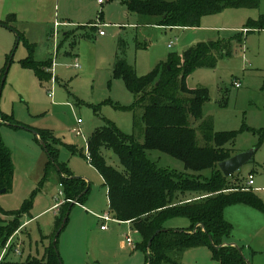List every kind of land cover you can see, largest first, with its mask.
<instances>
[{"label": "rangeland", "instance_id": "1", "mask_svg": "<svg viewBox=\"0 0 264 264\" xmlns=\"http://www.w3.org/2000/svg\"><path fill=\"white\" fill-rule=\"evenodd\" d=\"M263 14L261 0L257 9L226 8L203 16L199 27L183 29L146 25L139 17L151 21L154 17L130 11L123 0L103 4L97 0H0V74L7 71L0 110L21 125L3 124L0 130L15 167L12 189L0 193V227L13 220V215L3 211L22 210L31 203L20 213L23 226L9 237L12 242L5 258L14 262L43 258L63 214L65 197L58 169L49 170L42 182L48 156L35 132L49 130L59 148V161L90 184L88 195L72 207L59 236L64 264H145L144 251L136 247L141 238L132 225L111 220L108 231L101 230L104 223L99 216L110 211L108 191L87 158L88 139L97 128L112 123L125 134L134 132V113L129 109L134 95L123 79L113 77L119 41H126V58L142 76L163 67L173 53L182 55L199 42L228 40L240 32L243 42H233L230 55L221 57L213 67L197 68L186 84L208 89L205 117L211 118L215 132L238 131L235 141L226 144L235 152L246 151L256 149L260 140L252 129L264 127V30L244 32L238 27L249 17L259 19ZM100 21L106 24L101 27L104 36L95 26ZM7 22L11 28L4 26ZM55 29L59 33L54 40ZM50 59H55V79L52 75L41 78L32 66ZM194 124L197 127L199 122ZM79 127L78 135L74 129ZM198 137L204 144L200 132ZM103 154L110 165L122 168L112 150L103 149ZM149 157L162 168L186 171L181 160L166 153L153 150ZM254 157L260 165L254 168L255 163H247L231 180L246 186L248 175L255 172L254 192L264 200V141ZM225 218L233 226L226 242L242 247L250 264H264V212L233 204L226 207ZM165 225L183 229L191 222L178 216ZM128 235L135 245L127 242ZM4 243L0 242V255ZM16 247L20 254L15 253ZM175 259L182 264H220L209 246L186 249L175 254Z\"/></svg>", "mask_w": 264, "mask_h": 264}, {"label": "trees", "instance_id": "2", "mask_svg": "<svg viewBox=\"0 0 264 264\" xmlns=\"http://www.w3.org/2000/svg\"><path fill=\"white\" fill-rule=\"evenodd\" d=\"M123 1L130 11L154 17L155 24L162 27H198L205 15L226 8L257 9L261 4V0ZM245 25L252 30L264 29V14L259 19L248 20ZM4 26L11 28L8 22ZM243 39L238 33L228 40L199 42L182 55L171 54L167 64L142 76L126 58V41L123 38L119 41L113 77L123 79L134 95V102L129 107L134 113V132L125 134L112 123L97 128L88 139L89 162L107 187L109 213L119 222H130L139 233L141 239L136 247L144 251L145 264H182L175 259V254L200 246H209L213 258L220 264H249L242 247L226 242L233 226L225 218V209L233 204H246L264 212V200L254 191L245 190L243 183L232 181L235 174L230 177L223 174L220 162L235 152L226 143L234 142L238 131L215 132L211 118L204 115L205 104L210 100L208 89L189 88L186 84L191 72L200 67L215 66L221 57L230 55L233 42H243ZM62 45L60 42L57 48ZM54 60L34 63L32 67L41 78L52 75L46 68H51ZM5 75L6 69L0 74V92ZM195 122H199L197 127ZM3 124L21 126L0 110V130ZM252 131L260 138L258 150L264 141V127ZM199 132L204 144L199 142ZM37 133L46 144L44 149L48 156L42 182L49 170L58 169L65 197L63 214L43 258L29 257L25 262H14L5 256L0 264H64L59 252V236L68 222L67 219L62 226L64 218L76 203L85 200L90 190L86 179L75 177L67 164L59 161L53 132L42 130ZM103 149L112 150L118 156L121 169L108 163ZM153 150L181 160L186 171L160 167L149 157V151ZM207 170L210 174L204 175ZM14 176L12 153L0 131V190L10 191ZM26 204L22 210L3 211L14 217L5 228L0 227V242H5L4 247L21 226L20 213L31 206V203ZM178 216L188 218L191 225L183 229L165 225L169 219ZM158 230L160 232L156 234Z\"/></svg>", "mask_w": 264, "mask_h": 264}, {"label": "built area", "instance_id": "3", "mask_svg": "<svg viewBox=\"0 0 264 264\" xmlns=\"http://www.w3.org/2000/svg\"><path fill=\"white\" fill-rule=\"evenodd\" d=\"M97 1H98V3H100V4H103L106 0H97ZM59 25H60V24H58V23L56 24V26H59ZM95 26L101 28V27H103V26H106V24L101 23V21H100V22H97V23L95 24ZM57 33H58V32H57V29H55L53 36H54V37H57ZM99 34L102 36V35H105L106 33H105V31L101 28V29L99 30ZM172 45H173V43L171 42V43L169 44V47H172ZM78 65H79L78 62H76V63H75V67H77ZM54 66H55V60H54V62H53L52 67L50 68V69L52 70L51 73H52V77H53V79H55V77H54ZM235 84H236L237 87H240V86H241V83H240L239 81H236ZM50 95H52V94H50ZM81 123H82V120H81V119H78V124H81ZM74 132H75L76 134H78V135L81 134V129H80V127H79L78 129L75 128V129H74ZM87 158L90 160V153H89V151H88ZM254 185H255V175H254V174H250L249 177H248V181H247V185H246V187H245V190H252V191H254V190H255ZM56 207H57V206H56ZM99 218L104 222V224L101 226V229H103V230H105V229L108 228V221L114 220V218L111 216V214H110L109 212H108V213H105V214H103V215H100ZM11 242H12V240L10 239V240L6 243V245H5L4 249H3L2 256H1L0 260H2V259L6 256L7 251L10 249V244H11ZM127 242H128L129 244H131V245H135V241H134V239L131 237V235H128V236H127ZM15 253H17V254H20V253H21V251H20V249H19L18 247L15 248Z\"/></svg>", "mask_w": 264, "mask_h": 264}, {"label": "water", "instance_id": "4", "mask_svg": "<svg viewBox=\"0 0 264 264\" xmlns=\"http://www.w3.org/2000/svg\"><path fill=\"white\" fill-rule=\"evenodd\" d=\"M168 68L171 69V66H168ZM7 70H8V68H7ZM6 73H7V71H6ZM5 80H6V75L3 78V82H5ZM1 93H2V91L0 92V98H1ZM35 134L37 137L39 136V134L37 132H35ZM40 141H41L42 146L46 147V144L42 140H40ZM255 152H256V149L238 152V153L234 154L233 156H231L229 159L220 162L219 167L225 176L230 177V176L234 175L235 173L239 172L240 169L244 165L251 162L254 158ZM75 177H79V176H75ZM5 192H7V190L5 188L0 190V193H5ZM74 203H76V201H73V204ZM67 215H69V212ZM67 219H68V216L64 218L62 226L65 225ZM159 232H160V230H158L156 232V234H158ZM152 239L150 240L149 243L152 242Z\"/></svg>", "mask_w": 264, "mask_h": 264}, {"label": "crops", "instance_id": "5", "mask_svg": "<svg viewBox=\"0 0 264 264\" xmlns=\"http://www.w3.org/2000/svg\"><path fill=\"white\" fill-rule=\"evenodd\" d=\"M147 19H148V18H147ZM250 19H253V18H252V17H249L248 20H250ZM139 20H140V21L147 22V23H145L146 25H156V26H158L157 24H155V23H156L155 20H154V21H151V20H144V18H142V17H139ZM149 22H152V23H149ZM67 23H68V22H64L63 24L66 25ZM59 26H60V25H59ZM245 26H246V25L244 24L243 27H238V29H242V28H243V29H244V32H245V31H249V30H251V29H249V28H245ZM198 27H199V26H198ZM206 27H208V26H206ZM170 28H172V27H170ZM179 28H183V29H192L193 27H179ZM262 30H264V29H262ZM262 30H258V31H262ZM54 31H55V30H54ZM57 32L59 33V30H57ZM67 32H68V31H65L64 34L67 33ZM58 33H57V37H54V36H53V37H54V40L58 38ZM239 33H240V32H239ZM99 35H100V34H99ZM102 36H104V35H102ZM212 41H214V40H212ZM59 44H60V43H58V46H59ZM57 50H58V53H59V49H58V48H57ZM58 53H57V57H58ZM57 57H56V58H57ZM257 151H258V150H256V152H257ZM238 152H241V151H236V152H234V154H236V153H238ZM256 152H255V153H256ZM254 156H255V155H254ZM251 162L255 163V164H254V168H256L258 165H260V163H258V162L255 161V157L253 158V161H251ZM249 163H250V162H249ZM72 173L74 174L73 171H72ZM250 174H254V175H255V172L252 171V172H250ZM250 174H249V175H250ZM249 175H248V177H249ZM248 177H247V180H245V181H246V182H245L246 185H247ZM84 179H85V178H84ZM244 185H245V184H244ZM250 207H251V206H250ZM257 210H258V209H257ZM106 213H108V212H106ZM11 217L14 218L13 216H11ZM11 217H10V219H11ZM114 220H115V219H114ZM118 222H119V221H118ZM103 223H104V222H103ZM120 223H123V224L126 223V224H130V225H131L130 222H120ZM102 225H103V224H102ZM102 225H101V226H102ZM21 226H23V223H21ZM108 229H109V226H108L107 229H105V230L101 229V230L104 231V232H106V231H108ZM20 230H21V229H20ZM18 233H19V231H18ZM18 233H17V234H18ZM234 244H235V243H234ZM1 256H2V252H1L0 258H1ZM0 261H1V260H0Z\"/></svg>", "mask_w": 264, "mask_h": 264}]
</instances>
